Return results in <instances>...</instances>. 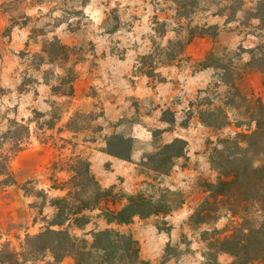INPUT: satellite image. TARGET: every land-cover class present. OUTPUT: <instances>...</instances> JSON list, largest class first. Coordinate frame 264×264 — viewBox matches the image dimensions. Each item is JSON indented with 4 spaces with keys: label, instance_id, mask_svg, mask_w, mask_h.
<instances>
[{
    "label": "rangeland",
    "instance_id": "1",
    "mask_svg": "<svg viewBox=\"0 0 264 264\" xmlns=\"http://www.w3.org/2000/svg\"><path fill=\"white\" fill-rule=\"evenodd\" d=\"M258 1L0 0V135L24 137L0 149V248L22 254L49 228L90 248L109 229L136 242V264H264L217 246L260 227L259 205L213 193L264 105ZM177 138L183 156L158 155Z\"/></svg>",
    "mask_w": 264,
    "mask_h": 264
},
{
    "label": "trees",
    "instance_id": "2",
    "mask_svg": "<svg viewBox=\"0 0 264 264\" xmlns=\"http://www.w3.org/2000/svg\"><path fill=\"white\" fill-rule=\"evenodd\" d=\"M258 6L264 7V0H259ZM262 72H264V67ZM254 121L256 130L243 136L244 147H239L238 155H231L232 160L228 162L230 167L228 176L231 179L219 182L220 186L226 188L221 189L218 187L220 189H216L213 193L215 196L223 197L230 194L229 192H232L233 188L236 187L239 192L246 194L243 201L256 202L260 207V212L264 215V165L256 166L254 159L264 154V105L261 104L258 107ZM15 124L21 129L26 128L18 123ZM11 131L12 129L0 135V149L3 148L7 140H11L17 147L23 144L24 137H18ZM114 140L116 141L115 146H120L119 142L126 143L124 139L117 137ZM186 145V141L177 138L170 144L165 145L158 155L165 158V160L181 157L184 155ZM126 149L128 150V147ZM111 154L120 158L130 156H124L121 151H111ZM83 164V174L91 182V185L96 186V192H100L97 181L90 173L88 163L83 162ZM10 176V159L6 156H0V186L3 180ZM60 202H66V200L63 199ZM81 205L83 209H90V204L87 201H81ZM128 221L122 219L119 222L125 223ZM62 224L63 222L56 223V225ZM83 244L80 245L64 230L49 228L40 234L27 236L22 254L11 251L7 247L0 248V264H26L28 261H38L39 257L47 252L51 254L52 260L46 264H63L66 259H72L73 264H136L139 260L136 242L131 237L115 230L107 229L94 233L90 248L87 247L85 242ZM217 246H219V252L228 253L236 260L241 257L245 263L263 258L264 222L258 228L244 229L239 234L236 233L220 240L217 242Z\"/></svg>",
    "mask_w": 264,
    "mask_h": 264
}]
</instances>
